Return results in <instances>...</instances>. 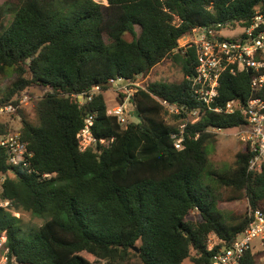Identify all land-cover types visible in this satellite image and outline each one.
Returning a JSON list of instances; mask_svg holds the SVG:
<instances>
[{
  "label": "trees",
  "instance_id": "1",
  "mask_svg": "<svg viewBox=\"0 0 264 264\" xmlns=\"http://www.w3.org/2000/svg\"><path fill=\"white\" fill-rule=\"evenodd\" d=\"M0 1V74L16 76L0 104L45 90L32 102L33 120L19 111L31 172L9 165L0 147L4 197L12 202L11 211L0 208V236L10 257L20 264H211L221 245L209 250L210 236L229 246L256 210L264 212V164L248 170L249 145L221 172L206 148L217 137L212 129L242 127L243 115L202 110L177 150L176 126L162 104L191 99L196 51L182 48V40L196 27L246 26L264 0ZM165 59L181 66L183 80L137 88L131 101L141 121L121 125L108 114L110 80L134 81ZM252 77V71L224 74L216 105L264 101V85L252 89ZM125 98L120 92L117 100ZM88 116L103 142L80 151L77 134ZM7 130L0 124V135ZM223 187L227 201L247 202L246 213L223 215L217 193ZM13 211L31 213L43 225L24 231ZM261 255L248 251L243 263L258 264Z\"/></svg>",
  "mask_w": 264,
  "mask_h": 264
},
{
  "label": "built area",
  "instance_id": "2",
  "mask_svg": "<svg viewBox=\"0 0 264 264\" xmlns=\"http://www.w3.org/2000/svg\"><path fill=\"white\" fill-rule=\"evenodd\" d=\"M220 26V25H219ZM237 28L233 36L222 34L223 29ZM181 47L184 49L195 48L196 64L190 81L191 99L179 105L171 104L162 100V104L168 112V116L175 118L176 131L172 135L174 146L177 150L185 147L187 128L196 124L203 116L202 110L207 109L215 113L226 115L239 111L246 124L236 128L234 136L245 145H249L252 156L249 160L248 170H261L264 164V101L253 98L245 105L238 100H230L224 106L216 105L219 97L220 80L224 74L237 75L244 71H252L251 87L254 90L264 85V10L256 9L246 26L233 27L226 24L221 30L208 27H196L189 37L182 40ZM140 77V76H138ZM134 81L118 78L110 80L113 86L119 82V89L127 90L129 84L135 85V91L139 84ZM99 87H95L92 94L97 93ZM85 97L79 95L78 98ZM90 99V97H89ZM194 101L197 105H192ZM32 97L27 92L22 93L18 102L0 104V124L8 126L6 133L0 135V147L7 153V163L13 167H19L31 172L30 163L33 154L23 142L19 126L15 121H20V110L29 106ZM129 98L122 103L118 102L108 111L109 115L115 116L118 122L126 126L129 121L126 117ZM93 116H88L84 126L77 134L80 151L95 147L102 143L92 133ZM170 123V122H169ZM13 128V129H12ZM212 132L221 133V129H212ZM198 135H196V138ZM6 176L0 172V208L11 211L12 202L4 197V183ZM215 238L214 242L208 241V248L212 250L215 245H221L214 254L211 264H244L243 259L248 251H253L252 243L256 240L264 243V212L256 210L252 215L248 227L229 246L222 245L223 241ZM0 264H20L15 257H10V248L7 245L6 236H0Z\"/></svg>",
  "mask_w": 264,
  "mask_h": 264
},
{
  "label": "rangeland",
  "instance_id": "3",
  "mask_svg": "<svg viewBox=\"0 0 264 264\" xmlns=\"http://www.w3.org/2000/svg\"><path fill=\"white\" fill-rule=\"evenodd\" d=\"M102 3H107L106 0H95ZM1 4V1H0ZM236 32L239 33L237 28L232 29H223L222 34L227 36H233ZM131 36L127 34V38ZM184 43L183 41L181 42ZM16 80L15 75L6 73L5 75L0 74V97L6 91L7 87ZM183 80V72L181 66L178 63L172 61V59H165L162 63L154 67L147 75L140 76L135 81L139 84L140 87H146L150 83L154 82H164V83H179ZM120 85L119 82H116L110 90L105 93V98L108 106V111L113 108L118 103V98L121 93H125L126 97L129 98L128 108L126 110V117L129 122L137 121L133 118L130 113L135 110L134 104L131 101L132 95L135 93V85L129 84L127 90H122L118 88ZM29 94V92H27ZM45 93V90L42 88H33L30 91L32 102L37 100L40 96ZM32 102L29 106L23 109L25 115L28 119H34V113L32 109ZM167 122L172 125L175 124V118L172 116H166ZM15 124L20 125V121L16 120ZM9 127L7 126V129ZM13 129V128H12ZM217 137L211 138L207 145V152L209 154L210 160L213 164V167L218 172L223 171L224 169L233 168L234 162L236 159V154L243 150V142H241L237 137L234 136L235 130H223L221 133H215ZM219 197V209L225 217H230L232 215L240 216L248 211V204L245 200H240L236 202H229L227 198L229 197V191L227 188H218L217 189ZM13 214L19 218L21 222V227L24 231H34L40 228L43 225L44 220L38 218L28 212H19L13 211ZM190 218L193 220L198 219V213L196 211L191 212ZM211 242L215 241L214 237L209 238ZM253 252L256 254L262 253L261 257L258 260V264H264V243L256 240L252 243ZM138 258L133 257L132 262L138 263ZM182 264H191L189 260H185Z\"/></svg>",
  "mask_w": 264,
  "mask_h": 264
},
{
  "label": "water",
  "instance_id": "4",
  "mask_svg": "<svg viewBox=\"0 0 264 264\" xmlns=\"http://www.w3.org/2000/svg\"><path fill=\"white\" fill-rule=\"evenodd\" d=\"M83 97L79 98V101H82ZM130 115L135 118L137 121H141V116L137 110L131 111ZM135 249L138 251L137 247Z\"/></svg>",
  "mask_w": 264,
  "mask_h": 264
},
{
  "label": "crops",
  "instance_id": "5",
  "mask_svg": "<svg viewBox=\"0 0 264 264\" xmlns=\"http://www.w3.org/2000/svg\"><path fill=\"white\" fill-rule=\"evenodd\" d=\"M243 145H244V147H243V149L245 148V144L243 143ZM242 151V150H241Z\"/></svg>",
  "mask_w": 264,
  "mask_h": 264
}]
</instances>
